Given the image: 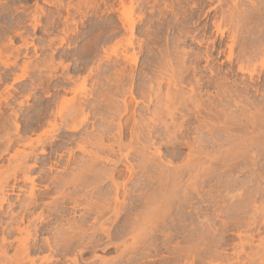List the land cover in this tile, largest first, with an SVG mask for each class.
<instances>
[{
  "label": "rangeland",
  "instance_id": "obj_1",
  "mask_svg": "<svg viewBox=\"0 0 264 264\" xmlns=\"http://www.w3.org/2000/svg\"><path fill=\"white\" fill-rule=\"evenodd\" d=\"M90 1L91 0H0V109L5 112L4 115L7 119L5 117H3V118L6 119L5 121H6V123H8L7 126H6V124L4 125L5 130H2L3 127L0 126L1 127L0 128V177L6 178L9 175L13 174L17 170V164L20 162L23 155L26 154L28 151H30L31 146L36 145L38 141L46 140L47 144L44 145L45 146L44 148L47 150V152H49V154L42 156V154L40 153L41 149H38L37 153L39 155H37V156L38 157L41 156L43 158L51 157L52 160L55 159V161H60L61 163L59 164V166L54 168V170L52 169V171L48 168V166H45V167H40V168L36 169L35 172L31 173L32 178L38 176L39 174H42V176H41L42 178H40V180H37V184H39L38 185V188H39L38 192L43 193V194L45 193V195H46V196H44L45 198L41 199L42 203H40V205H39L40 207L33 208L31 211L34 213L33 216L35 215V217H38V215L42 214V211H43L45 219L47 218L46 219L47 221H49L51 219L48 217V214H47V210H48L47 208L49 207L47 204L50 205L49 202H51L52 199H56V198L59 199L60 201H62L61 200L62 196L58 197V195L60 194L58 192V190L53 189L51 191H47V189L44 188L45 185L49 184L47 182V180H49L50 177H51V179L53 176L54 177H56V176L63 177V179H65V178L71 179L72 177H74L75 173L79 172V170L82 172L81 168H84V167H81L82 166L81 163L83 164V161L85 162L88 160V158H90L92 156L94 157V155H97V154L102 156V157H104L108 154L109 158L113 159V160H115V159L117 160L119 155H122V157L125 155L123 157V162L124 161L125 162L120 164L119 165L120 167H118L119 170L121 171V173L125 172L124 174L127 173L126 169L129 167V166H127L128 162H129L128 165H130V166H132V165L136 166L139 164V162H141L139 160L143 157V155H142V153H139V151H137V150L142 149L144 146L148 148V145L147 146L145 145V140H146L145 134L140 132L143 135H141L139 133L138 136H136V137L134 136V137H132L133 138L132 139V138H130V134L126 133L125 136H123L124 138H122V141H121L122 148L123 147L124 148H123L122 152L121 151L117 152L119 150V148H118L119 143H117V136H116V133H117L116 127L117 126L116 125L118 124L119 121L113 120L111 118V113L113 112L116 105H117L116 107H118V106L122 107L123 106V103H124L123 99H125V96H124L125 92H126V90L129 89L128 85L131 82L130 78L132 77L133 74H135V72H136L137 76L135 75L134 77L136 79L140 78V79H138L139 80L138 83H142V85L144 84L145 80H147L146 79L147 77H145V79L143 78L144 73L149 71L147 74L145 73V76L146 75H149V77L151 76L149 74L150 73L149 68L152 67V69H153L154 66H158L159 63L156 64L157 60H158V62H161L160 61L162 59V56H160L161 52L158 53L160 50L170 48V49H168L170 51V53L175 52V51L178 53H184V52L188 53V55H187L188 57L186 56V62H187L186 65H187L189 71L192 70L194 65L196 66V64H193V61L195 60V56H196L195 54H198V55L200 54L199 55L200 59L198 61L199 62L198 66L200 67V70H198V76H201L205 82L210 81V83L211 84L213 83L214 85H215V82H216V84L222 83V85L225 84L227 87L233 88V90H239L243 93L247 92L248 93V95H247L248 101H250V103L255 102V106L258 103H262L264 101V94H263V92H264L263 88L264 87L261 86V84L257 82L258 80H254V82H253L251 79H249L248 74H246L247 75L246 76L245 74L238 72L237 71L238 70L237 62L234 61L236 63V64L234 63L235 65L230 64L229 62H227L224 55L218 56V51H215L212 48L213 42L215 43L214 40L217 39V38H215V35H213V37L209 38L208 43L205 42L202 45H199L198 42L195 40L193 41V39H191L190 36H187L190 38H186V36H184L183 33L179 32L180 33L179 34V33H177L178 32L177 31L175 33L176 37L175 36L174 37L180 38V36H182V38H180L182 42L179 39L181 44L179 43L180 46L178 45L176 48H175V45L172 44L173 41L171 40V37H173V32L170 29H171V26L175 25L176 18H178V16L180 14L182 15L183 12H185V11L186 12L189 11V12H187L188 14L190 13V11L191 12L194 11L196 16L199 15L197 17L195 16V18H193V20L188 23L187 28H186V26L185 27L183 26L182 27L183 29H181V30L184 31V29H185L188 32H191L192 35L196 34V33H200L199 34V36H200L203 34V26L206 25L207 23L210 24L211 21H208V19L210 17L212 18L216 11H218L217 15L220 14L221 10L224 12L227 11V15H228V10H230V9L233 10V8L231 6L232 3L230 2V0H227V1L225 0L226 2L224 1L221 3L218 2V0H186L181 5L176 4V5H178V6H175V9L176 10L178 9L176 11V13L178 12V14H179L178 16H176V14L172 10L164 8V5H165L164 0H156V3H157V4L155 3L156 5L151 4L153 1L149 4H142V6H141V7H143L141 9L142 11L141 12L139 11L140 13H138V14H141V15L143 14L144 21L141 22V24L139 26V33L136 34V38L140 41L135 39V41H137L136 43L137 44L139 43L138 46L136 47L137 48L136 54L138 56L139 62L137 61V66H136L134 73H132L133 70L128 64H124L122 61H119V63L121 62L119 64L116 61L118 59V57L116 55L118 53L122 52V50H123V49H121L122 46H123V48H125L126 43H127L126 41H124L126 36H124L123 32L120 33V35H117L114 38H111L108 41H106L107 45L103 44L102 43L103 41H100L99 43H97L98 47H97V51L95 52V54L96 53L97 54L95 56L99 57V59H100L101 55L103 56V53H104L103 51L107 50V53H109V54L111 53V61L112 62L111 61L108 62V61H104V60H102V62H101L96 57H94V58L96 60L98 59V61H96V60L92 61L91 59H93V58L87 57L86 54L92 50L91 49V48H93L92 45L95 43V40H94L95 38L93 37V35H94V32H93L94 16H92L93 15V11H92L93 8L91 9L92 4H90ZM108 1H109L110 5H114L115 7H117L118 2L116 4V0H108ZM240 1H239V8H240V10L241 9L244 10V8L246 9V7L249 5L250 0L249 1L248 0H243V1L240 0ZM257 1H259V0L255 1L256 5L259 4V2H257ZM260 2H261V0H260ZM196 3L198 5H196ZM152 5L155 7V9L153 8L154 10H152V7H153ZM260 5H261V3H260ZM260 5H258V6H260ZM262 5H264V3H262ZM197 6H199V7H197ZM163 12H166V14L165 15L162 14ZM232 12L234 14H237L236 10H233ZM77 13H79V14H77ZM207 13L209 14L208 18L206 17ZM83 14L86 15V19H84V20L81 19V15H83ZM103 15H104V19L106 20V22L108 24H112L114 26L115 25L120 26V24L118 25V23H117L118 22V13L117 12H111L109 14H106V15L103 14ZM180 16H179V19H181ZM256 17H258V16H256ZM66 18L69 19L68 25L66 24ZM254 19L255 18L252 19L251 24L253 22H255ZM257 20H258V18H257ZM98 21H99L98 25L100 24L99 27H102L103 26L102 25L103 17ZM259 21L260 22H256L257 25H262L264 28V25H263L264 20L263 21L259 20ZM36 23L39 24V26H37V28H35V26H34ZM256 23L255 24L253 23V24L256 25ZM168 25H170V27H168ZM262 26H260V28H262ZM258 28H259V26H258ZM142 30H143V34H142ZM210 30L211 29L208 30V33L211 32ZM181 34H183V35H181ZM109 35H111V34L109 33ZM151 36H152V38H154V39H152L154 41H152L150 39ZM196 36H198V35H196ZM199 36H198V38H199ZM211 38H213L214 40ZM153 42L156 44L154 45ZM226 42L228 43V40H224L223 47H222L223 49H224V47L226 49V44H227ZM124 44H125V46H124ZM166 44H168L167 47H166ZM102 45H104L103 48H102ZM139 47H142V48H139ZM116 48H117V50H116ZM171 48L173 51L171 50ZM130 50H132V49L131 48L128 49V51H130ZM151 50L153 53H151ZM166 50H164V51H166ZM207 50L208 51L210 50V51L208 52ZM236 50L237 51L235 52V54H237V52L240 50V48L237 47ZM132 52H133V50L131 51V53ZM98 53H100L101 55ZM193 53H194V55H193ZM206 53L207 54L210 53L213 57V60L211 59L210 64L214 68V73H211L208 69L205 68V60L204 59H205ZM172 54H174V56H176V58L178 57L177 53H176V55H175V53H172ZM203 54H204V56H203ZM91 57H93V56H91ZM148 58H149V60H148ZM173 58H175V57H173ZM14 61L17 62V64L15 66H12V65L10 67L4 66L5 62L12 63ZM151 61L153 63H150ZM154 62H156V63H154ZM98 63H99V65H98ZM104 63H105V65H104ZM147 63H149V64H147ZM145 64H147V65H145ZM258 64L260 65L261 63L259 62ZM102 65H103V67H102ZM122 65H124V66L121 67L122 69H120L119 67ZM232 65H233V71L234 72H230V70H229L230 66H232ZM146 66L149 68H147ZM124 67L126 68V71H124L125 70ZM26 68H28V69H26ZM146 68H147V71H146ZM96 69H98V70H96ZM104 69L106 70V72H104L105 71ZM154 69H157V68H154ZM121 70H123V71H121ZM141 71H143L144 73ZM113 72H115V73H113ZM128 72L130 73L131 77L129 76ZM139 75H140V77H139ZM118 76L120 78L122 77L121 80H118V79H120V78H118ZM116 78H117V80H116ZM128 78L130 81L128 80ZM115 81H116V83H115ZM119 82L121 84H119ZM146 82H148V80ZM146 82H145V84H146ZM241 82H243V83H241ZM117 83L121 87H116ZM245 83L247 85L250 84L251 86L249 85L247 87L245 85ZM124 84H126L127 89H125ZM243 84L246 86L247 89H245ZM214 85H212V86H214ZM257 86L260 88V93H258V94L255 92V89H254V87H257ZM117 88H119V89L117 90ZM249 89H252L251 94H249L250 93ZM196 91L201 92V96H203L202 100H205L207 102L206 104H209L211 106V104L214 102V101L212 102L211 100H217L215 102L216 105L220 104L218 101V98H217V92L215 91L214 88H211L210 90L206 89V88H204V89L200 88V89H196ZM120 92L121 93L124 92V93L121 94ZM209 97H210V101L208 99ZM105 98H106V100H105ZM127 98H128V96H127ZM79 101L84 102V110H83L82 114H80V113L76 114L74 112L75 104L78 103ZM7 104H8V106H7ZM108 104H110V105L112 104L111 105V107L113 108L112 112L107 111L108 110L107 108L105 109V105H106V107L110 106ZM262 104H263L262 107L260 104H258V105H259V107L264 108V102ZM96 105H98L99 107ZM102 105L104 106L103 109H102ZM144 106H147V102L141 104L140 107L144 108ZM211 107H213V106H211ZM223 107H224L223 103H221L220 106H217V108L220 111L225 110V112L223 111L224 113H227L226 112L227 110H230V111L232 110L234 112V113L232 112L233 114H231L230 111H228L230 113L228 117L223 115L222 111H221V113L220 112L218 113V115L220 114L219 116L221 117V118L219 117V119L224 120L225 117H227V119L224 120V123L225 122L228 123V124L225 123L227 125H224V123H222V120H218V119L217 120H210V122L214 121V122H211V124L209 122H206V123L210 124L211 128L214 127L213 130L216 131L214 133H217V134H218L217 131H221L223 128L224 129L222 131L225 130V132L230 131L231 128L234 129V131H231V133L234 134V135L231 134L232 140L230 139L231 138L230 133L229 132H228L229 134L227 133L228 137H230L229 139L233 142L232 143L230 141L232 144L229 141H227L229 139H224V138H226L225 136H227V135L222 131L219 132V137L221 138L218 141L219 143L218 142H215L213 144L212 143L209 144L210 142L207 143V140L211 139L210 138L211 136H209V135H208L207 139L204 137L205 138L204 140H206V141H203V138L199 137V135H197L195 130H196V126L200 127V124L202 123L203 119H205V117L203 118V116H198L200 119L202 118V120H200L198 117H196V118L192 117L191 118V128H192L191 131L192 132L191 131H189V132L192 135L189 133L188 139L193 140V142H195L196 146H200V144H201L203 146H206L207 148L210 147V153L213 154L214 158H213V156H210L211 154L209 156L207 154H204L203 156L202 155H198V156L195 155L192 158L186 157L185 154L188 151V149H184L185 153L183 152L181 157L175 158V157L171 156V154L168 151H170L176 147H174V146L168 147L164 142H161L160 140H158L160 143L156 144V146L151 148V151H150V149L144 148V149H146L145 152H148L147 150H149L151 153H153V151H155V149H158L160 151V153L157 155L159 157L162 156V158L160 159V161L158 159L156 160L155 158H158V156L156 155L154 158L156 163L158 162V164L161 165L159 162L163 161V163L166 162L167 164H172V165H170V167H173V168L176 165V169H174V170H177V171H178V166H179V169H181V170L187 169V167L182 168L184 166H190L189 161H187L188 158L190 161L192 159L196 160L197 162H195V161H191V162H194L195 165L198 166V168H200V167L202 168V166H203V168H202L203 170L202 169H200V170L205 173L203 175L204 177L202 176L203 172L201 174V171L198 170V168H197V170L193 169V172H192V169L190 168L191 171L189 169H187L188 171H186V170L184 171L185 172L184 173L185 175L183 174V176H184L183 182L184 183L182 182V185L183 184L188 185V186L184 185L185 188H187V190L189 191L188 194H190V192L193 191L194 189H195L194 190L195 193L197 190H200V191H198L196 194L194 193V191L191 192V194L188 195L191 197V198H189L188 204L184 203L185 204L184 205V204H181L182 203L181 202L182 201L181 195H183V194H182V192H181V195H180V193H178L180 191V189L178 191L179 186H178V188L175 187L173 190H175V189L176 190L174 191V193L172 190V193H173V195H175V197H176L175 193H177L179 196H177L178 198H176V200H175V202L177 201L175 203V204H177V207L174 204L176 208L174 207L175 211L174 210L173 211L177 212L178 214L174 213L171 210L172 209L171 207H173L172 206L173 204L171 205V207H170L171 209L169 211V216H170V212L172 211L171 215L174 216L173 218H175V221L174 220L173 221L175 223H177L181 220L180 223H177L178 226H181L180 227L181 231L179 234L180 237L179 238L177 237L178 239L175 238L174 239L175 241L173 240V243H175V245L171 244V246L172 245L177 246V245H182V244H183L182 246H185L184 245L185 243H187L186 246L191 245V252L195 253V254L191 253L192 256L190 257V261L195 262V264H199V263L200 264H211L214 261L216 264V262L218 263L219 260H220L221 264L222 263L225 264L227 262V259H228V258H226V259L224 258L226 256L231 257V259H230V257L228 259V260H231V262H233L232 258L234 256L233 260L235 261V257L240 255V254H238V252L241 250L239 247V243L241 241L240 237L238 235L239 234V231H238L239 228L237 227L239 224L243 225V227L241 229V232L243 234L241 233L240 236H242L243 238L248 237V236H249V238L253 237L252 238V240H253L252 246L254 247V249L255 248L264 249V225H263L264 223L262 222V219L260 216L264 212V192H262V191H264V156L262 155V154H264V153H262V151L264 150V145H263V150L262 151L260 150L261 153L258 150L261 149L262 146H260L261 148L257 147L256 149L254 147L253 150L249 148L251 151L249 149L247 150V148L245 149L244 155L246 153L248 154L250 152L249 155L251 154L252 157L254 156L255 158H257L256 159L257 161L255 160L254 157H253V161H252V159H250L251 157H249V159H250L249 160L247 157L248 156L247 154H246L247 156L245 155V157H247L246 160H243V159H245L243 157V152H242V151H244V149L243 150H241V149L246 147V145H250V142L254 141L253 139L256 140V138H255L256 132L255 133L251 132V131H253V129H252L253 127H248L251 130L250 131L251 135H250L248 128H247V126H249V125H247L243 121V123L241 125V127H243V128H241V129H243L244 131L243 130H241V131L245 132L244 127H246L247 130H246L245 134L248 133L247 135H244L246 137H243L242 135L244 133L239 131L240 128H238L236 126H230L229 122L227 121L229 118L235 117V119L231 118L232 121L236 120L239 122L241 119V116L239 114H242L241 109L236 108L234 106L231 109L232 105H231V107L228 106L229 109H227V107H225V108H223ZM152 109H153V107H152ZM98 110H101V111H98ZM104 110H105V112H104ZM144 110H146V109L144 108ZM13 111L18 113V115H19L17 120L15 119L16 118L15 115H13V113L15 114V112H13ZM71 115L73 117H75L77 121L79 120L77 118L78 116L80 119L83 118L82 120H79V121L83 122V120L85 119V122L82 123L83 125L79 128L78 132L77 133L65 132L64 130H59V131L55 132V129L60 128V126L62 127L65 124L64 121H68L71 123V120H70V118H72ZM212 115H213V117L211 116V119L216 116L215 112L212 113ZM218 115H217V117H218ZM230 115H231V117H230ZM178 117L180 118L179 115H177V119H178ZM137 119H139V118L137 117ZM215 119H216V117H215ZM231 119H230V121H231ZM1 120L2 119H0V121ZM106 120H108V121H106ZM178 120H180V119H178ZM111 121H115V122H111ZM15 122L17 125H19L18 126L19 128H17V126L15 124V128L19 129V131L17 130L19 133L14 130L13 125ZM63 122H64V124H62ZM70 123H67V124H70ZM110 124H111V126H108ZM133 124L134 123L132 122L131 127L135 126ZM235 124H237V123H235ZM140 126L141 125L139 124L138 127H140ZM109 127H111V128H109ZM228 127H230V128H228ZM105 128H107L108 132L106 134H103L104 136H102L101 131ZM134 128H136V127H134ZM158 128H159V131H161V126ZM140 129L142 130L143 127L141 126ZM235 129L236 130L239 129V130L236 131ZM262 130L264 131V127L261 129V131ZM193 131L196 134H193L194 133ZM202 131H207V130L202 129ZM236 132H238V135H239V133L240 134L242 133L241 134L242 137L237 138V135H235ZM223 133H224V135H223ZM261 133H262V135H260V137L263 139L262 142H264V134H263L264 132H261ZM6 134H9L10 137L8 138ZM15 134H18L19 136H21L22 137L21 139H23V140H21V142H20L18 137L16 139ZM56 134L60 135L58 137V139L56 141H52V140L50 141L49 137H51L52 135H56ZM258 134H260V132L259 133L257 132V135ZM100 136H102L103 141H101ZM139 136H141L140 140H139V138H140ZM233 136H234V140H233ZM250 137H251V139H250ZM260 137H259V139H261ZM239 138L241 141L239 140ZM248 138L250 139V141H248L249 140ZM8 140L11 141L10 142L11 144H9V145H7V143L9 142ZM246 140L249 142V143L247 142L248 144L246 143ZM97 141L105 147L114 145L115 151H110L108 149H106V150L104 149V153L102 154L103 150L101 149V151H100V149H99L100 144ZM158 141H157V143H158ZM199 141H201V142H199ZM235 142L237 144L238 143L239 144L237 145ZM243 142H245L246 144H244ZM161 143H164L165 145L161 144ZM242 143H243V146H242ZM230 144L231 145L234 144V145L231 147ZM262 144H264V143H262ZM139 145H141V146H139ZM157 145H160V146H157ZM97 146H98V148H97ZM214 146H215V148H214ZM5 147H7L8 149ZM219 147H221V148H219ZM247 147H249V146H247ZM232 148H233V150H231ZM222 149L224 150V152L221 151ZM239 149H240V155L238 154V156H241L243 159H241V157H235V158H236V162L239 161L240 164L239 163L236 164L235 160L231 161L230 160L231 158L230 159L227 158L228 160H226L225 157L227 156V153H229V150L232 151V155H233L234 153L236 154V152L239 153L238 152ZM143 150H141V151L143 152ZM254 150H255V153H252ZM256 150L258 153L256 152ZM136 152L139 154H137ZM145 152H143V153L145 154ZM208 152H209V150H208ZM225 153H226V155H225ZM241 153H242V155H241ZM222 154L224 155V157ZM229 154H228V156L231 155V154L230 155ZM258 154H260L262 157H260ZM218 155L221 157H219ZM257 155L259 156L260 159H258ZM196 156H197V159H196ZM206 156H208V157H206ZM216 156L219 158H222V157L225 158V160L227 162L222 158L223 160L221 159V161H223L225 163H224V165H223V163L221 164L220 163L221 161L219 160V158L217 159ZM235 156H237V154ZM70 157L72 158V163L70 164L69 167H65L66 166L65 162ZM209 157H211V158H209ZM261 158H263V159H261ZM126 159H129V160H126ZM199 159H200V161H199ZM247 159H248V161H251L253 163L256 161L254 163L255 165L251 166L250 164H253V163L247 162ZM81 160H83V161H81ZM218 160L220 161L219 163H218ZM229 160L231 161V163H230L231 165H233V162H235L234 163L235 166L239 165V167L236 166V168L235 167L232 168L233 170L235 169L236 171L235 170L233 171L231 168L229 169L228 165L224 168L226 163H229L228 162ZM32 161L33 160L31 159L28 162L29 166H30V164L32 165V163L34 162V161L33 162ZM186 162H188L189 165ZM213 162L214 163L216 162L217 164H219L218 165L219 167H216L218 169L221 167L220 164L223 165V167H222L223 169L222 168L219 169V170L222 169L221 171H219L218 169L215 171L216 174L214 172V170L216 168H213V170H212V167H211V165L214 164ZM257 162H259V163H257ZM185 163L187 165H185ZM241 163H243V164L241 165ZM28 164H27V166H28ZM167 164H165V166ZM257 164L259 165V167ZM78 165H81V166L78 167ZM150 165L151 166H149V167L147 166L144 169L145 172H144V170L142 172V170L140 168L136 170V173H138V174L136 175L135 180L133 182L131 181L132 183H130V182H128L129 184L127 183L128 189L132 188L131 185L137 179H138L136 181L137 183H140L142 185L145 184V182L147 181L146 180L147 178H145V176L146 177L148 176V174H147L148 172H150V173L153 172L151 175L159 172V171L155 170L156 166H157V165L155 166V163H152ZM200 165H202V166H200ZM209 166L212 170L211 172H213V174H214V175H212V173H211L209 175H212L211 177L212 178L214 177L213 179L207 174V173H209V170H208ZM63 168H64V171H66V172L63 171ZM146 169H148V170H146ZM154 170L156 171L155 173H154ZM207 170H208V172H207ZM226 170H228V171H226ZM198 172L200 173V175L197 174ZM233 172H235V173H233ZM79 174H80V172H79ZM75 175H78V174H75ZM64 176H66V177H64ZM197 176H198V178H196ZM201 176H202V178H201ZM207 176H209L210 178ZM48 177H49V179H47ZM193 177H195V178H193ZM197 179H198V181L200 180L199 185H198L199 186L198 189H197V187H198L197 185L196 186L193 185V184H195L194 182H196ZM141 181L143 183H141ZM9 182H10L9 183L10 185H12L14 183L12 181V179H9ZM119 182L124 183V181L122 179ZM18 185L21 186V188H23L22 191L19 192L20 193L19 195H20L21 199H24L26 197L27 191H29V189H30L31 183L30 182H28V183L21 182V183H18ZM107 185H110L109 188L107 187ZM192 185L195 187H192ZM200 186H201V188H200ZM142 187H144V188H142ZM157 187L159 189H161L159 186H157ZM73 188L74 187L67 186L66 193H68V192L72 193V191L75 190ZM111 188L112 187H111L110 183L105 184V186L103 188L104 192H106L107 194L110 193L109 197L111 194L115 195V193H112L113 190H112V192L110 191ZM141 188H142L141 189L142 191H140V192L145 193V192L149 191L148 189H150V186H148V185L146 186V184H145V185L141 186ZM158 188L157 189L154 188V191L151 188L153 193L150 192L151 190L149 191L150 194L145 193V194H147L146 195L147 197L149 195L154 194V197L153 196L152 197L155 199L153 200V202L150 199L151 201L148 202V203H150V206L147 205L148 207H150V209H153V208H151L153 206L152 203L154 204V207H156L157 206L156 202L158 200L159 201L161 200L160 194L157 195L160 190L157 191V194L155 193V189L158 190ZM108 189L110 192L108 191ZM189 189L190 190L192 189V190L190 191ZM161 191H160V193H162ZM168 191L171 192V189ZM168 191H165L162 194L165 196L166 194H168ZM17 192H18V190H17ZM79 192L80 193L82 192V194L78 193L79 195L84 194V191H79ZM142 193L139 194V199H138V197H136L137 194L133 193V195H129L130 198L128 197L127 201H128V199L129 200H136V198L138 201H140V199L142 200V198L145 197V195L143 196ZM199 193L201 195L200 197L198 195ZM155 194L157 195V197H155L156 196ZM8 195L10 197L9 198L10 200H9V202H7L4 205L2 213H0L1 214L0 216L4 220H10V218H11L10 216H11L12 212H14V216L20 215L21 210H22L20 208V204L17 200L18 194L14 195V194L9 193ZM113 195H111V197H114ZM164 196H162L163 199L160 201L161 203L168 200V197H166V196L164 197ZM111 197L109 198L110 199L109 203H111V205L112 204L115 205L114 198L111 199ZM158 197L160 199H158ZM171 197H172V195H171ZM171 197H169V198H171ZM179 197H181V199ZM82 198H83V196L81 197V199ZM106 199L108 200V197H106ZM122 199L123 198L120 195V201H122ZM173 199H175V198H173ZM173 199L171 198V200H173ZM178 199L181 200L180 201L181 203L178 201ZM83 200H86V198L85 199L83 198ZM88 200H89L88 201L89 203H87V204H93L91 202H94V201H97L94 203L98 204L100 199L97 200L96 196H93V198H92L93 201H91L90 198ZM62 202H64V200ZM168 202L171 203L169 200H168ZM173 202H174V200L172 201V203ZM12 203L15 204L16 206L14 205V206H12V208H9V205ZM83 203L86 204V202H83ZM181 205L185 209H183V208L180 209L182 207ZM64 206L66 208V211L67 210L69 211V212L67 211L68 212L67 216H66L67 219L69 218L71 220H75L74 218H76L75 221H78L77 219H79L80 216L83 215V213H85V209L83 207H77L76 213H75L72 210V205L67 203ZM147 206L145 208H147ZM178 206H179V209H178ZM196 207H198V208H196ZM156 208H155V210H156ZM176 209H177V211H176ZM145 210L143 209V211H145ZM148 210H149V208H147V211ZM155 210L153 209L152 212H150V210H149L148 212L151 214H154L155 212L153 213V211H155ZM179 210H181L182 213L178 212ZM241 210H243V211H241ZM49 211L50 210H48V212ZM147 211H146L147 214L142 213V215H141V216L145 217L144 218L145 220L147 218L149 220L150 216L152 217V215L151 214L149 215ZM257 212H259V214ZM17 213H19V214H17ZM139 213H141V212H139ZM183 213H185V215L187 217L185 215H180ZM46 214H47V217H46ZM112 215L113 214H108V215H106L107 217L105 216V217H103V219L100 218L98 220L100 223H98V221H97L96 227L98 224H100V226H101L103 221L105 222L107 219L110 220L109 218H111L110 216H112ZM177 215H180V216H178V217H180L179 219H178ZM85 216H86V218H89L88 220L92 224L91 218L95 217V215L88 216V214H85ZM183 216H185V217H183ZM48 218H49V220H48ZM62 219H59V218L55 219L54 221L51 222V224L52 223L63 224L64 223L63 220H65V218L63 220ZM59 220H62V221L59 222ZM56 221H57V223H56ZM111 221L113 222L114 218L113 219L111 218ZM167 221L170 222L171 220L169 219ZM35 222H36V225L39 226V221L36 220ZM108 223H109V221H108ZM111 223H109V225ZM237 223H238V225H237ZM251 223H253V224H251ZM55 224H53V225L55 226ZM104 224H105L104 227L109 226V225H107L106 222ZM170 224H171V222L169 224L167 223V225H170ZM180 224H184V225H180ZM248 224H250V225H248ZM53 225H52V227L54 228ZM183 226H185V227H183ZM234 226H236L238 229ZM248 226H251V228ZM22 227H25V225H23ZM88 227H89V224L86 225V228H88ZM98 227H99V225H98ZM162 227H163V229H162ZM182 227L184 229H186V230H184L185 233L183 232ZM225 227H227V228H225ZM156 228L154 229V235L158 234L156 237L157 240L159 241L158 243H160V242L162 243V241H161V240H163V234L162 233L168 231L170 226H168L167 229H166V226H163V225L158 227L159 228L158 230ZM248 228H250L251 230H249ZM165 229H166V231H165ZM30 230L32 232L31 235L34 234L32 236H38V235H36L37 232L35 230V227H33ZM54 230L51 228L48 233L41 234L39 236V239H41L43 237L42 240L43 239L44 240L49 239L51 242H53L55 240L54 239L55 236L53 234ZM160 230L163 232H161ZM34 231H35V233H34ZM248 232L254 236H252V235L250 236V234L249 235L245 234ZM181 234H183V236H185V237L187 236V237L186 238L183 237V239H182ZM189 234H191V235H189ZM201 234L203 236V239H201L202 238ZM15 235L16 236H14L12 238L13 240L11 239L12 242L14 241L13 242L14 243V245H13L14 249L12 247H10V249L8 250L9 255L14 254L15 248L17 246L15 240L19 239L21 237V235H19V234H15ZM158 237H159V239H158ZM196 237L197 238L199 237V238L197 239ZM127 238H129V239H127ZM127 238H126L128 240L127 243L130 244L132 241V238H130V236ZM126 239H125V241H126ZM42 240L40 241L41 243H42ZM102 241L100 242L101 246L99 245L93 249H90L87 253L84 252L85 254L82 253L83 251L82 252L80 251L81 248H79V249L77 248V250L75 249L74 250L75 254L72 253L70 255L71 256L70 258L71 259L78 258L80 260H83L82 263H85V262L89 263L92 261H96L98 264H107V263L109 264V263L114 262V261L117 262V260H119L118 261V263H119L120 259L115 258L117 256L115 248L112 247L111 249H107L108 247H107V244L105 243L106 240H102ZM32 243H33V241H32ZM223 243H226V245L224 247L222 246ZM161 246H162V244L160 245V247ZM197 247L198 248L200 247V249H203V251L200 252L201 250L200 249L198 250ZM163 250L164 249L160 250V252L162 251L163 255H165L166 258L168 259V261H170L172 259V256H171L172 254L169 255L170 252H168L167 250H164V251ZM247 250H249L248 246L246 248V251ZM165 251H167V253H165ZM250 251L251 250H249L247 252H250ZM197 252H198V254H197ZM45 255H48V253H43V254L41 253L40 255H38L37 258L38 259L43 258V256H45ZM242 255H241V257H242ZM81 256H83V257H81ZM167 256H170V257H167ZM101 257L102 258L105 257V262H107V261L108 262L107 263H101V261H100V259H102ZM95 258H96V260H95ZM149 259H147V258L144 260L142 259V260H140V262L138 264H148V262L150 264L151 262ZM193 259H195V260H193ZM224 259H225V261H224ZM158 260L162 261L163 258L159 257V259L158 258L154 259V261H157L159 263ZM210 261H211V263H210ZM66 262H67V260L61 259V263L60 262H58V263L59 264H69V262L68 263H66ZM196 262H199V263H196ZM220 263H218V264H220ZM114 264H117V263H114Z\"/></svg>",
  "mask_w": 264,
  "mask_h": 264
},
{
  "label": "bare ground",
  "instance_id": "obj_2",
  "mask_svg": "<svg viewBox=\"0 0 264 264\" xmlns=\"http://www.w3.org/2000/svg\"><path fill=\"white\" fill-rule=\"evenodd\" d=\"M185 1L186 0H164V3H165L164 8L172 10L176 14V16H178L179 15L178 12L176 13V11L178 9L176 10L175 6H178L176 4H180L181 5ZM224 1L225 0H218V2H220V3L224 2ZM239 1L240 0H230V2L232 3V5H231L232 8H233V10L237 11V14H234L232 12L233 10H231V9L228 10V15H227V11L224 12V11L221 10L219 15H217L218 11H216L214 16L212 18L210 17L208 19V21H211L210 24L207 23L206 25L203 26V34L200 35V36H199L200 33H196V34L192 35L191 32H188L185 29H184V31L181 30V29H183L182 28L183 26L184 27L186 26V28H187L188 23L190 21H192L193 18H195V16H196L194 11H192V12L190 11L189 14L187 13L189 11L183 12L182 15L180 14L181 16L179 15L181 17V19H179V16H178V18H176L175 25L171 26V29L169 28L173 32V37H171V40L173 41L172 44L175 45V48H176L179 45L180 41H181L180 38H182V36H180V38H175L176 37L175 33L177 31H178L177 33H179V32L183 33L184 36H186V38H190L191 37V39H193V41L194 40L197 41L199 45H202L205 42L208 43L209 38L213 37V35H215V38H217L216 40L211 38V39H213L215 41V43L213 42L212 48L215 51H218V56L219 55H221V56L224 55L226 60H227V62H229L230 64H234L235 62H237V64H238V70L237 71L238 72H240L242 74H245V75L248 74L249 79H251L253 82H254V80H258L257 82L260 83L261 86L264 87V40H263L264 39V28H263L262 25H257V23H256V22H260L259 20H262V21L264 20V5H262V3H264L263 2L264 0H261V2H260V0L257 1V2H259L258 5H260V3H261V5H262V6L260 5L261 7L256 5V2H255L256 0H250V1L248 0L249 1V5L248 6L246 5L247 6L246 9L245 8H244V10L241 9L242 11L239 8ZM117 2H118V4H117ZM149 3H151L153 5L157 4L156 0H116L117 7H115L114 5H110L108 0H91L90 1V4H92L91 5L92 6L91 9L93 8V10H92L93 11V15L92 16H94V19H93L94 20V23H93L94 35H93V37L95 38L94 39L95 43L93 45L91 44L93 46V48H91L92 50L89 51L88 53L86 52L87 53L86 54L87 57L88 58L89 57L93 58V59H91L92 61L96 60L94 57L99 59V57L95 56L97 54V53L95 54V52L97 51V47H98L97 43H99L100 41H103L102 43L106 44V41H108L111 38H114L117 35H120V33L123 32L124 36H126L125 39L127 38L126 40L124 38L123 39L127 43H126V46L124 44L125 48H123V46H122V48H121V49H123L122 52L118 53L116 55L118 57V59L116 61H117V63H119V61H122L124 64H128L133 70V71L131 70L132 73H134V71L136 69V66H137V61H138V56L136 54V49H137L136 47L139 44V43L138 44L136 43L137 41H135V39H137L136 38V34L139 33V26H140L141 22L144 21L143 14L141 15V14H138V13H140L142 11L141 10L143 8V7H141L142 4H149ZM196 5H198V4L196 3ZM197 7H199V6H197ZM153 8L155 9L154 6L152 7V10H154ZM111 12H117L118 13V22L117 23H118V25L120 24V26H117V25L114 26L112 24H108L106 22V20L104 19V15L103 14L106 15V14H109ZM77 14H79V13H77ZM162 14L165 15L166 12H163ZM197 16H199V15H197ZM256 16H258V17H256ZM102 17H103V22H102L103 26L99 27L100 24L98 25V22H99L98 20H100ZM206 17L207 18L209 17L208 13H207ZM253 18H255L254 19L255 22H253V23L254 24L256 23V25H254L253 23H252L253 25L251 24V21H252ZM257 18H258V20H257ZM81 19L82 20L86 19V15L85 14L81 15ZM68 22H69V19L66 18V24L67 25H68ZM263 25H264V22H263ZM34 26H35V28H37V26H39V24L36 23ZM258 26H259V28H258ZM260 26H262V28H260ZM168 27H170V25H168ZM209 29H211L210 30L211 32L208 33ZM109 33L111 35H109ZM142 34H143V30H142ZM183 34H181V35H183ZM196 35H198L199 38ZM187 36H190V37H187ZM150 39L152 40L154 38H152V36H151ZM179 39H180V41H179ZM224 40H228V43L226 42L227 43L226 44V49H225V47H224V49L222 48ZM138 41H140V40H138ZM152 41H154V40H152ZM155 44L156 43H154V45ZM168 44H166V47H167ZM103 46L104 45H102V48H103ZM237 47H239L240 50L237 52V54H235V52L237 51L236 50ZM130 48L133 50L132 53H131L132 50L128 51V49H130ZM139 48H142V47H139ZM166 49H162V50H160L158 52V53L161 52L160 56H162V59L161 58H160L161 60L159 59L161 62H158V60H157V63L154 62L156 64L159 63L158 66H154L153 65L154 68H157V69L153 68L154 69L153 70L151 66H150L151 68L146 66L150 70V73H149L151 75L150 77H149V75L145 76V73L147 74L149 71L145 72V73L143 71H141V72L144 73V77L143 76L142 77L144 79H145V77H147L146 79L148 80V82H146L147 80H145V82H146V84L144 82L145 85L144 84L142 85V83H138L139 82L138 79H140V78L136 79L134 77L136 75V72H135V74L132 75V77L130 76V73L128 72L129 76L131 77L130 78L131 82L129 84L130 86L128 85L129 89L126 90V92L124 91L125 92V95H124L125 99H123L124 103H123L122 107H120V106L116 107L117 106L116 105L114 110H113V112H114L113 113L112 112L113 108L111 107L112 104L111 105L108 104V105H110L108 107H106V105H105V109L107 108L108 109L107 111L112 112L111 113V118L113 120H118L119 121L118 124L116 125L117 127L115 126L117 128L116 129L117 130L116 131L117 132L116 133L117 143H119L118 144L119 150L117 152H120V151L122 152V150L124 148V147L122 148L121 141H122V138H124L123 136H125L126 133L130 134V138H132L134 136L135 137L138 136L140 132L145 134V137H146L145 145L146 146L148 145V148L144 146L142 149L137 150V151H139V153H142V155H143V157L139 160L141 162H139L138 165L130 166V165H128L129 162H128V164L126 163L127 166H129V167L126 169L127 173L124 174L125 172L121 173V171L118 168V167H120L119 166L120 164L125 162V161L123 162V157L125 156L124 154H123L124 155L123 157H122V155H119L117 160L116 159L115 160L110 159L108 154L106 156H104V157H102V156L97 154V155H94V157L92 156V157L88 158V160L86 159L87 161H85V162L83 160H81V161H83V164L81 163L82 166L78 165V167H80V166L84 167V168H81L82 172L79 170L80 174H79V172L75 173V174H78V175L74 174V177L71 176L72 177L71 179H66V178L63 179V177H59V176H56V177L53 176L52 179H51V177H50V179L48 177L47 179H49V180H47V179L46 180H47V182L49 184L45 185L44 188L47 189V191H51L53 189L58 190V192L60 193L58 195V197L62 196L61 200L62 201L64 200V202H62V201H60L59 199L56 198V199H52V201L50 200L51 201V202H49L50 205L47 204L49 206L47 209L50 210L49 212L47 210V214H48V217L51 218L50 220L48 218L49 221L46 220L47 218L45 219L43 211H42V214L38 215V217H35V215L33 216L34 213L31 211L33 208L40 207L39 205H40V203H42L41 199L45 198L44 196H46L45 193L43 194V193H39L38 192V189H39L38 185L39 184H37V180H40V178H42L41 177L42 174H39L38 176L32 178L31 173L35 172L36 169H38L40 167H45V166H48V168L52 171V169L54 170V168L59 166V164L61 163L60 161H55V159L52 160L51 157L43 158L41 156L40 157L37 156V155H39L37 153L38 149H41L40 153L42 154V156L49 154V152H47V150L44 148L45 147L44 145L47 144L46 140L38 141L36 145H32L31 146L30 151H28L26 154H24L22 159L20 160V162L17 164V170L13 174L9 175L6 178L0 177V213H2L4 205L7 202H9V200H10L9 199L10 197L8 195L9 193L14 194V195L18 194L17 195V198H18L17 200H18V202L20 204V208L22 209L20 215H17V214H19V213H17L16 214L17 216H14V212H12L11 216L8 214L11 217L10 220H4L0 216V264H59L58 262L61 263V259L67 260L66 263L69 262V264H81L83 262V260H80L78 258H73V259L70 258L71 257L70 255L72 253H74V250L75 249L77 250V248L78 249L81 248L80 251L81 252L83 251L82 253H84V252L87 253L90 249H93V248L99 246L100 242L102 240H106L105 243L107 244V247H108L107 249H111L112 247L115 248L116 253H117V256L115 258L116 259H120V262H119L120 264H138L140 262V260H142V259L144 260L146 258L147 259L150 258L149 259L150 262H151L150 264H195V262L190 261V257L192 256L191 255V253H192L191 252V245L186 246L187 243H185L184 244L185 246H182L183 244L182 245H177L176 244L177 246H174L175 243H173V240L175 238H177V237L178 238L180 237L179 234H180V231H181L180 230L181 226H178L177 223H180L181 220L179 222L176 221L177 223H175L174 222L175 218H173L174 216H172L171 213L177 207V204H175L177 201L175 202V200H176V198H178L177 196H179L177 193H175L176 197H175V195H173L174 191L176 190V189L173 190L175 187L178 188V186H179L178 191H179V189H180V191L179 192L177 191V192L180 193V195H181V192L183 194V195H181L182 199H181V197H179L182 201L180 199H178V201L179 202L181 201L182 202V203L180 202L181 204H184V203L188 204L189 198H191L188 195H190L191 192H193L195 189L193 191H191L192 189L191 190L189 189L191 192H190V194H188L189 191L184 186L186 184L182 185V182L184 180L183 174L185 173L184 172L185 170L188 171L187 169L190 170V168L192 169V172H193V169L197 170L198 166H196L194 162H191V161H195V162H197V161L193 160V159L190 161L189 158H188L187 161H189L190 166H184L183 165L184 167H182V168H186L187 167V169H184V170L183 169L182 170L179 169V166H178V171H177V170H174V169H176V165L174 166V168L170 167V165H172V164H167L166 162L163 163L162 160H161L162 162H159L161 165H159L158 162L156 163L155 159L156 160L158 159L160 161L162 156L159 157L157 155V154L160 153V151L158 149H155V151H153V153H151L150 152L151 148L156 146V144H159L160 142L158 140H160L161 142H164L168 147L169 146L176 147V148H173V149L171 148L172 150L168 151L171 154V156H173L175 158L181 157L183 152L185 153L184 149H188V151L186 152L187 155L185 154V156L186 157H190V158H192L195 155H197V156L198 155H202L203 156L204 154H207L208 156L211 154L210 156H213V154L210 153V147L207 148L206 146H203L201 144H200V146H196L195 142H193V140L188 139L189 133H190L189 131L192 130V128H191V118L192 117L196 118L198 116H203V118L205 117V119H203L202 123L200 122L201 123L200 127L196 126V130L195 131H196L197 135H199V137L203 138V141H206L204 139L205 138L207 139L208 135L211 136L210 137L211 139L207 140V143L210 142L209 144H211V143L213 144L215 142H218L221 139L219 137V132H221L224 128L221 131H217L218 134L214 133V132H216V131L213 130L214 127L212 126L213 128H211V126H210L211 122H214V121L210 122V120H217L218 119V120H222V123H224V120L227 119L229 114L230 113L231 114L234 113L232 110L231 111L227 110L226 111L227 113H224L225 110H221L222 112L224 111L222 114L227 116V117L224 116L225 117L224 120L223 119H219V117H220L219 115L220 114L218 115V113L219 112L221 113V111L217 108V106H220V104L223 103V105H224L223 108L227 107V109H229L228 106L231 107V105H232L231 109L234 106L236 108H240L241 112H242V114H239L241 116V119H240L239 122L236 121V120L232 121L231 118L235 119V117H231V115H230L231 118H229L227 120L229 122L230 126H236V127L240 128V130L239 129H237V130L235 129V130L236 131H238V130L241 131V130H243V129H241V128H243V127H241V125H242V123L244 121V123L249 125V126H247V128L248 127H253L252 128L253 131H251L250 128H248V131H249L250 135H251V132H253V133L256 132L255 133L256 134V136H255L256 140L253 139L254 141H251L250 145H246V147L241 149V150L244 149V151H242V152H243V157L245 159H243L241 156H238V154L240 155V149L238 151L239 153L236 152L237 156H235L236 155L235 153H234L235 155L234 154L232 155V151H231V150H233V148H232L231 150H229V153L231 155L229 153H227V156H228V154L230 156H228V157L226 156L225 157L226 160L231 158L230 159L231 161L235 160V162H236V158L235 157H241V159H243V160H246L247 157H248V159H249V157H251L250 159H252V161H253V157L254 156L252 157L251 154L249 155V153H250L249 152L248 154L246 153L248 156L245 154L247 156V157H245L244 152H245L246 148H247V150L249 148L253 150L254 147L256 149L257 147L259 148L260 146H262V148L260 147L261 149H259V150L257 149V150L260 153L263 150V145L264 144H262V143H264V142H262L263 139L260 137V135H262L261 132H264L263 130L261 131V129L264 127V108H261L262 105H263L262 103L264 101L262 103H258V104L261 105V107H259V105L257 103H256L257 105L255 106V102H253L254 103L253 104V103H250V101H248V98H247L248 93L246 91H245L246 93H243V92H241L239 90H233V88H229L225 84L222 85V83H220V84L217 83L216 84V82H215V85H214L213 83L211 84L210 81L209 82L208 81L205 82L204 79L201 76H198V70H200V67L198 66V63H199L198 61L200 59V56H199L200 54L199 55L195 54L196 56H195V60L193 61V64H196V66L194 65L192 70L189 71L188 67L186 65V63H187L186 62V56L188 55V53H186V52L178 53L176 51L172 52V53H175V55L177 53L178 57L176 58V56H174V54L170 53V51L168 50L170 48H168L167 50ZM116 50H117V48H116ZM164 50H166V51H164ZM171 50H172V48H171ZM103 52H104L103 56L100 53H98V54L101 55V58L99 60L101 62H102V60L110 62L111 61V53L110 54L107 53V50H104ZM151 53H153L152 50H151ZM193 55H194V53H193ZM91 56H93V57H91ZM203 56H204V54H203ZM173 57H175L176 59L173 58ZM98 59L96 61H98ZM211 59L213 60L212 55L210 53H208V54L206 53L205 59H204L205 60V68L208 69L211 73H214V68L210 64L211 63ZM148 60H149V58H148ZM259 62L261 63L260 65L258 64ZM150 63H153V62L151 61ZM16 64H17L16 61H14L12 63L5 62L4 66L5 67H10L11 65L15 66ZM147 64H149V63H147ZM147 64H145V65H147ZM98 65H99V63H98ZM104 65H105V63H104ZM123 66L124 65L120 66L119 68L122 69L121 67H123ZM102 67H103V65H102ZM125 67H124V69H125L124 71H126V68L128 66L126 68ZM147 68H146V71H147ZM26 69H28V68H26ZM96 70H98V69H96ZM229 70H230V72H234L233 71V65L230 66ZM121 71H123V70H121ZM104 72H106V70ZM113 73H115V72H113ZM139 77H140V75H139ZM118 78H120V77L118 76ZM121 78L118 79V80H121ZM116 80H117V78H116ZM128 80H129V78H128ZM115 83H116V81H115ZM241 83H243V82H241ZM119 84H121V83L119 82ZM119 84L117 83V86L116 85L115 86L116 87H121V86H119ZM124 85H125V89H127L126 88L127 87L126 84H124ZM212 85H214V86H212ZM245 85L248 87L250 84L247 85L245 83ZM245 85H244V87H245V89H247ZM200 88L201 89L206 88V89H209V90L211 88H214L215 91L217 92V98H218V101H219L220 104L219 103H218L219 105L215 104V102L217 100H211L212 102L214 101L211 104V106H213V107H211L209 104H206L207 102L205 100H202L203 96H201V92H197L196 91V89H200ZM118 89L119 88H117V90ZM254 89H255V92L257 94L260 93V88L258 86L254 87ZM249 90H250L249 94H251V90L252 89H249ZM123 93H121V94H123ZM263 94H264V92H263ZM127 96H128V98H127ZM208 99L210 101V97ZM105 100H106V98H105ZM145 102H147V106H144V108L146 110H144V108L140 107L141 104H143ZM7 106H8V104H7ZM96 106H98V105H96ZM152 107H153V109H152ZM103 108H104V106L102 105V109ZM83 110H84V102L83 101H79L78 103L75 104L74 112L76 114H79V113L82 114ZM98 111H101V110H98ZM228 111H230V113ZM13 112H15V111H13ZM104 112H105V110H104ZM214 112H215V115H216L215 116L216 119H215V117L211 119V116L213 117V115H214V114L212 115V113H214ZM4 114H5V112L0 109V119H2L0 121V126L3 127L2 130H5L4 125L6 124V126H7V124H8L5 121L7 118L5 117ZM13 115H15L16 118L15 117L14 118L17 120V118L19 117L18 113L15 112V114L13 113ZM177 115L180 116V118L178 117V119H180V120L177 119ZM217 115H218V117H217ZM3 117H5L6 119H4ZM137 117L139 119H137ZM77 118L79 120L83 119V118L80 119L79 116ZM230 119H231V121H230ZM70 120H71V123L68 122V121H64L65 124L63 122L62 124H64V125L62 127L60 126V128L55 129V132H57L59 130H64L65 132L77 133L79 128L83 125L82 123L85 122V119L83 120V122L79 121V120L77 121L76 118L73 117V116H72V118H70ZM200 120H202V118ZM106 121H108V120H106ZM111 122H115V121H111ZM132 122L134 123L133 125H135L134 127H136V128L131 127ZM206 122H209L210 124H208ZM67 123H70V124H67ZM225 123H227V122H225ZM225 123H224V125L228 124V123L227 124H225ZM235 123H237V124H235ZM15 124H16V122L13 125L14 130L15 131H17V130L19 131V129L15 128ZM139 124L143 127L142 130L140 129L141 126L138 127ZM16 126H17V128H19L18 127L19 125L16 124ZM108 126H111V124L108 125ZM160 126H161V131H159V128H158ZM109 128H111V127H109ZM228 128H230V127H228ZM247 128L244 127L245 132L241 131L242 133H244L242 135L243 137H246L244 135L248 134V133L245 134ZM202 129L203 130H207V131H202ZM231 131H234V129L231 128V130L227 131V132H225V130L222 131V132H224L227 135V136H225L226 138H224V139H229L230 138V137H228L229 133H230V135L231 134L234 135L233 133H231ZM101 132H102V136H104L103 134H106L108 132V130H107V128H105ZM257 132L258 133L260 132V134L257 135ZM196 133L194 132L193 134H196ZM224 133H223V135H224ZM241 134L239 133V135H238V132H236L235 135H237V138L238 137L241 138L242 137ZM6 135H7L8 138L10 137L9 134H6ZM17 135L18 134H15L16 139L18 137L20 142H21V140H23V139H21L22 137L19 136V135L17 136ZM141 135H143V134H141ZM232 135H231V138H230L231 140H232ZM59 136H60L59 134L58 135L57 134L56 135H52L51 137H49L50 141L51 140L52 141H56ZM102 136H100L101 141H103L102 140L103 139ZM139 137H140L139 138V140H140L141 136H139ZM259 137L261 139H259ZM240 138H239V140H240ZM230 139L227 140V141L230 142L231 141ZM250 139H251V137H250ZM250 139L248 141H250ZM233 140H234V136H233ZM247 140H246V143L248 142ZM8 141L9 142L7 143V145L11 144L10 143L11 141L10 140H8ZM157 141H158V143H157ZM199 142H201V141H199ZM164 143H161V144H164ZM243 143L246 144L245 142H243ZM243 143H242V146H243ZM231 144H230V146L232 147L234 144L233 145H231ZM100 146H99L100 151H101V149L103 150L102 154L104 153V149L105 150L108 149L110 151H115L114 150V145L105 147L102 144H100ZM139 146H141V145H139ZM157 146H160V145H157ZM247 146H249V147H247ZM5 148H7V147H5ZM97 148H98V146H97ZM144 148L150 149V151L147 150L149 153L145 152L146 149H144ZM214 148H215V146H214ZM219 148H221V147H219ZM223 149L221 150L222 152H224ZM141 150H143V152H145V154ZM208 150H209V152H208ZM257 150H256V152H257ZM139 153H137V154H139ZM252 153H255V150ZM262 153H264V150L262 151ZM156 155L158 156V158H155ZM225 155H226V153H225ZM241 155H242V153H241ZM258 155L260 157H262L260 154H258ZM262 155L264 156V154H262ZM197 156H196V159H197ZM208 156H206V157H208ZM259 156H258V159H260ZM219 157H221V156H219ZM219 157H217V159ZM223 157H224V155H223ZM209 158H211V157H209ZM213 158H214V156H213ZM222 158H219V160L221 161ZM225 158H223V159L225 160ZM31 159L34 162L32 161L33 162L32 165L30 164V166H29L28 162ZM248 159H247V162H251V161H248ZM256 159L257 158H255V160ZM261 159H263V158H261ZM126 160H129V159H126ZM219 160H218V163L220 162ZM230 160L228 161L229 163H226L224 168L227 165L229 166V169L230 168L232 169L234 167L236 168V166L239 167V165L235 166V164H234L235 162H233V165H231L230 164L231 163ZM199 161H200V159H199ZM71 163H72V158L70 157L65 162V165H66L65 167H69ZM152 163H155V166L157 164L159 165V166L157 165L156 169H155L156 171H159V172L155 173L156 171L154 170L155 174L151 175L153 172L152 173L148 172L147 173L148 176L147 177L145 176V178H147L146 179L147 181L144 179L146 181L145 184H146V186L147 185L150 186V189H148V190L150 191L151 188H152V190L154 191V188L157 189L158 188L157 186H159L161 189H159V188H158V190L155 189V193L157 194V191H159V190L160 191L162 190L161 192L163 193V192L168 191V190L171 189V192L168 191V194L165 195L166 197H168V200L171 203H169L168 200L161 203L160 201L163 199L162 196H164V195L162 193H160V191H159V193L157 195L160 194L161 200L160 201L158 200L159 202L158 201L156 202L157 206L156 205L155 206L157 208L154 207L153 203H152L153 206L151 207L154 210L156 208V210L153 211V213L155 212L154 214H151V213L148 212L149 210H150V212H152V210H153V209H150V207H148V206H150V203H148V202H150L151 200L153 202V200L155 199V198H153L154 194L153 195H149L148 197L146 196L147 194H145V193L150 194V192L153 193L152 190L150 192L148 191V192H145V193L144 192L143 193L140 192V191H142L141 189L144 188V187L141 188V186H143L145 184L142 185L140 183H137L136 181L138 179L135 181L136 183L134 182L131 185L132 188H130V189L127 188L128 187L127 183L128 182L132 183L135 180V177L138 174V173H136V170L140 168L142 170V172H143V170L147 166L148 167L151 166L150 164H152ZM186 163L189 165L188 162H186ZM186 163H185V165H187ZM215 163L212 164L214 167L211 165L212 170H213V168L219 167L218 166L219 164H217V163L215 164ZM220 163L221 164L223 163V165H224L225 162L221 161ZM238 163H239V161L236 162V164H238ZM251 163H253V162H251ZM254 163L250 164V165L254 166L255 165ZM257 163H259V162H257ZM27 164H28V166H27ZM165 164H167L168 166L166 165L167 166L166 167ZM221 164H220V166H221L220 168L223 167V165H221ZM242 164L243 163H241V165ZM200 166H202V165H200ZM258 167H259V165H258ZM202 168H203V166H202ZM202 168L200 167V168H198V170H200ZM209 168H210V166H209ZM209 168H208L209 173H207V174L209 175V174L212 173V175H214L213 172H211L212 171L211 168L210 169ZM148 169H146V170H148ZM217 169L218 168H216L214 170V172ZM208 170H207V172H208ZM221 170H219V171H221ZM63 171H64V168H63ZM226 171H228V170H226ZM64 172H66V171H64ZM144 172H145V170H144ZM202 172L203 171H201V174H202ZM233 173H235V172H233ZM197 174L200 175L199 172ZM204 174L205 173L203 172L202 176ZM215 174H216V172H215ZM212 175H209V176L211 177ZM202 176H201V178H202ZM209 176H207V177H209ZM64 177H66V176H64ZM193 178H195V177H193ZM196 178H198V176ZM9 179H12V181L14 182L12 185L9 184L10 183ZM121 179L124 181V183L122 182L123 184L119 182ZM199 181H198V179H197L196 182L193 181L195 183L193 185H195V186L197 185L198 186L199 185ZM21 182H24V183L30 182L31 183L30 189H29V191H27L26 197L24 199H21V197L19 195L20 194L19 192L22 191V189H23V188H21V186L18 185V183H21ZM107 182L111 184L112 188H111L110 191L112 192V190H113L112 193H115V195L111 194L114 197H111V195H110L111 199L114 198L115 205H113V204L111 205V203H109L110 202L109 201L110 200L109 199L110 198L109 197V194H110L109 193L110 192L109 189H108V191H109L108 193L109 194H107L103 190L105 184H108ZM141 183H143V182L141 181ZM193 185H192V187H195ZM67 186L74 187L73 189H75V190L72 191V193H70V192L66 193ZM109 186L110 185H107L108 188H109ZM186 186H188V185H186ZM201 186H200V188H201ZM198 188H199V186L197 187V189ZM17 190H18V192H17ZM172 190H173V193H172ZM79 191H84V194L83 195H79L78 194V193H80ZM198 191H200V190H197L196 193ZM262 192H264V191H262ZM133 193L137 194L136 197H138V199H139V194L140 193H142L143 196L145 195V197H143V198L141 197L142 200L140 199V201H138L137 198H136V200H129L128 199V201H127V198L129 197V195H133ZM194 193H195V191H194ZM80 194H82V192ZM120 195L123 198L122 201H120ZM157 195L155 197H157ZM171 195H172V197H171ZM198 195H199V197L201 196L200 193ZM82 196H83L84 199L86 198V200H83V198L81 199ZM93 196H96L97 200L100 199L101 201L99 200L98 204L94 203V202H97V201L91 202L94 205L93 204H87V203H89L88 202L89 198H90L91 201H93L92 200ZM106 197H108V200L106 199ZM169 197H171L172 199L175 198V199H173L174 200L173 203H172L173 200H171V198H169ZM160 198L158 197V199H160ZM83 202H86V204L83 203ZM67 203L72 205V210L75 213H76V208L77 207H83L85 209V213H83V215H81L80 218L77 219L78 221H75L76 218H74L75 220H71L69 218L68 219L66 218L67 213L69 211L68 210H67L68 212L66 211V208H65L64 205L67 204ZM174 204L176 205V207H175ZM14 205L15 204H13V203L10 204L9 208H12V206H14ZM171 205L173 207H171ZM146 206H147V208H149L148 211H147V208H145ZM182 208L185 209L183 206L180 209H182ZM196 208H198V207H196ZM143 209L144 210L146 209V210L143 211ZM170 209L172 210L170 212V216L173 219L169 216ZM178 209H179V206H178ZM146 211L148 212L149 215L150 214L152 215V217L150 216L151 219L149 218V220H148V218L145 220L144 219L145 217L141 216L142 213H146ZM176 211H177V209H176ZM241 211H243V210H241ZM139 212H141V213H139ZM178 212L182 213L181 210H179ZM174 213H177V212H174ZM257 213L259 214V212H257ZM47 214H46V217H47ZM85 214H88V216L95 215V217H92L93 219L91 218L92 224L88 220L89 218H86ZM108 214H113L112 215L113 217L112 216H110V217L112 219L114 218V221L112 222L111 218H109V217L108 218L110 220H108L106 218L109 221V223H111V222L112 223L109 225L108 221L106 220L105 222L109 226L106 225L107 227H104L105 226V224H104L105 222L104 221L102 222L101 220L103 219V217H105ZM180 215H185V213L180 214ZM180 215H177V217L180 216ZM185 216H183V217H185ZM260 216H261L262 222L264 223V212ZM63 217L65 218V220H63L64 219ZM58 218L59 219L63 218L62 220L64 221L65 224L64 223L63 224H61V223L58 224L57 223L58 220L56 221L57 224H55V223L51 224L52 221H54L55 219H58ZM100 218H102L100 220L102 222V225L100 226V224H98L99 227L97 225V227H98L97 228L96 227V223H97V221ZM168 218L171 220L170 221L171 222L170 225H167V223L168 224L170 223V222L167 221V220H169ZM179 218L180 217H178V219ZM36 220L39 221V226L36 225V222H35ZM62 220H59V222L62 221ZM98 223H100V222L98 221ZM53 224H55V226ZM88 224H89V227L86 228V225H88ZM251 224H253V223H251ZM23 225H25V227H22ZM52 225L54 226V228L52 227ZM161 225L166 226V229H167L168 226H170V228L168 229V231H166V229H165L166 232H163V231L160 230L161 232H163L162 233L163 234V240H161L162 243L160 242L162 244V246L160 247L161 244L158 243L159 241L156 238L158 234L154 235V229L157 227L156 229L158 230L159 229L158 227H160ZM180 225H184V224H180ZM237 225H238V223H237ZM248 225H250V224H248ZM33 227H35V230L37 232L36 235H38V236H32L34 234L31 235L32 232H31L30 229H32ZM183 227H185V226H183ZM227 227H225V228H227ZM234 227H236V226H234ZM237 227L239 228V230H238L239 234L238 235H239L240 240H241L240 243H239V247H240L241 250L238 252V254H240V255L235 257V261L233 260V258H234V256H233V258H232L233 262H231V260H228L230 256L229 257L226 256L224 258L225 259L228 258L227 262L226 263L224 262L225 259H224L223 262L225 264H264V249H260V248L259 249H257V248L254 249V247L252 246V244H253L252 238L253 237L249 238V236H248V237L243 238L242 236H240V234L242 233L241 229H242L243 225L239 224ZM248 227L251 228V226H248ZM51 228L53 230L55 229L54 233H53L54 236H55L54 237L55 240L53 239L54 240L53 242H51L49 239H46V240L43 239L42 240V238H43L42 236H41L42 238L39 239V236L41 234L48 233ZM250 228H248V229L251 230ZM162 229H163V227H162ZM184 230H186V229L183 228V232H184ZM34 233H35V231H34ZM15 234H19V235H21V237L19 239L15 240L17 246L15 245L16 248H15L14 254L13 255H11V254L9 255L8 250L10 249V247L13 248V245H14L13 242L14 241L12 242V240H13L12 238L14 236H16ZM183 234H181L182 235L181 236L182 239H183V237H185V236H183ZM202 234H201V237H202L201 239H203ZM245 234L249 235L250 233L248 232V233H245ZM189 235H191V234H189ZM251 235L252 234H250V236ZM129 236H130V238H132V241H131L130 244L127 243V241H128L127 239H129L127 237H129ZM252 236H254V235H252ZM159 237H158V239H159ZM125 239H126V241H125ZM41 240H42V243L40 242ZM32 241H33V243H32ZM171 244H174V245L171 246ZM225 245H226V243L222 244L223 247ZM247 246H248L249 250H251L250 252H247L249 250L246 251ZM161 248L164 249V250H167L168 252H170L169 255L172 254L171 255L172 259L170 261H168L166 256L163 255L162 251L160 252V250H162ZM199 249H200V247L198 248V250ZM200 250H201L200 252L203 251V249H200ZM167 251H165V253H167ZM41 253L42 254L43 253H48V255L43 256V258L39 257L40 259H38L37 257ZM192 254H195V253H192ZM197 254H198V252H197ZM241 255H242V257H241ZM83 256H81V257H83ZM159 257L163 258V260L162 261L158 260L159 263L157 261H154L155 258L159 259ZM167 257H170V256H167ZM230 259H231V257H230ZM95 260H96V258H95ZM193 260H195V259H193ZM100 261H101V263H107L108 262V261L105 262V257L100 259ZM118 261L119 260H117V262L114 261V262H111L109 264H114V263L119 264ZM95 262L96 261H92V262H89V263L85 262V263H82V264H98L97 262L96 263ZM196 263H199V262H196ZM210 263H211V261H210ZM218 263H220V260H219ZM218 263L216 262V264H218ZM148 264H149V262H148ZM211 264H215V261L212 262Z\"/></svg>",
  "mask_w": 264,
  "mask_h": 264
}]
</instances>
